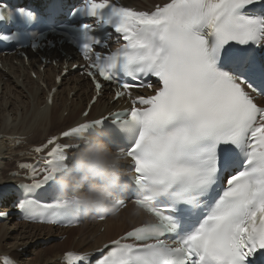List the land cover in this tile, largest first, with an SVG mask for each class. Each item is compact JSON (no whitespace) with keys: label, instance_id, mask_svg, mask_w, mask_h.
<instances>
[{"label":"snow or ice","instance_id":"obj_1","mask_svg":"<svg viewBox=\"0 0 264 264\" xmlns=\"http://www.w3.org/2000/svg\"><path fill=\"white\" fill-rule=\"evenodd\" d=\"M257 5L259 12L251 7ZM105 9L126 43L105 55L93 50L106 43L87 40L80 47L89 61L86 75L97 96L104 82L119 85L116 98L152 87L145 78H158L162 87L154 95L137 97L130 111L112 118L122 127L142 126L121 149L132 161V184L159 185L168 195L147 208L154 221L112 241L96 264H264V107L245 90L264 94V0H170L151 12L87 0L78 11L97 17ZM3 14L0 5V19ZM105 119L80 123L60 137L77 139ZM58 139L35 148L40 153L54 145L43 180L22 185L27 192L51 182L54 157L75 150ZM20 207L48 223L71 216L57 200L40 205L26 199ZM128 239L135 242H122ZM90 257L68 253L67 264H91Z\"/></svg>","mask_w":264,"mask_h":264},{"label":"bare ground","instance_id":"obj_2","mask_svg":"<svg viewBox=\"0 0 264 264\" xmlns=\"http://www.w3.org/2000/svg\"><path fill=\"white\" fill-rule=\"evenodd\" d=\"M133 6L146 10L145 3H164L166 0H131ZM32 61V58H30ZM0 70V185L11 182L6 176L9 170L17 171L13 163L28 161L31 148L42 145L49 137L84 120L102 117L116 103L101 108L109 98H100L91 107L85 119L81 112L91 97L87 80L69 74L53 96V103L44 106L45 92L29 75V70L13 56L3 61ZM54 70L47 67L44 73L35 71L49 88L53 85ZM74 94L70 97L71 93ZM22 152V154H21ZM10 200H4L0 211H11ZM140 216L132 209H123L116 217L104 222H85L79 227L58 229L51 226L26 223H2L0 225V257L9 255L19 264H59L67 251L91 252L102 244L117 239L128 230L141 224ZM65 237L64 239H59ZM48 242V243H46ZM44 245V246H43Z\"/></svg>","mask_w":264,"mask_h":264},{"label":"clouds","instance_id":"obj_3","mask_svg":"<svg viewBox=\"0 0 264 264\" xmlns=\"http://www.w3.org/2000/svg\"><path fill=\"white\" fill-rule=\"evenodd\" d=\"M76 148L67 156L54 157L51 182L57 201L74 216L116 217L131 188V176L121 170L126 162L122 150H113L105 134L81 131ZM140 195L133 201L132 214L140 216L167 190L155 184L136 185Z\"/></svg>","mask_w":264,"mask_h":264},{"label":"rangeland","instance_id":"obj_4","mask_svg":"<svg viewBox=\"0 0 264 264\" xmlns=\"http://www.w3.org/2000/svg\"><path fill=\"white\" fill-rule=\"evenodd\" d=\"M46 243H48V242H46ZM44 246V245H43Z\"/></svg>","mask_w":264,"mask_h":264}]
</instances>
